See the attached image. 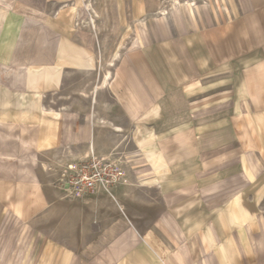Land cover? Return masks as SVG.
I'll list each match as a JSON object with an SVG mask.
<instances>
[{"label": "crops", "instance_id": "1", "mask_svg": "<svg viewBox=\"0 0 264 264\" xmlns=\"http://www.w3.org/2000/svg\"><path fill=\"white\" fill-rule=\"evenodd\" d=\"M48 2L0 0V264L15 263L14 226L59 194L51 165L108 147L77 108L85 59ZM105 86L154 140L164 264H264V0L130 48ZM139 240L116 239L100 262H121Z\"/></svg>", "mask_w": 264, "mask_h": 264}, {"label": "rangeland", "instance_id": "2", "mask_svg": "<svg viewBox=\"0 0 264 264\" xmlns=\"http://www.w3.org/2000/svg\"><path fill=\"white\" fill-rule=\"evenodd\" d=\"M85 1L91 3L92 13L84 7ZM170 1L49 0L50 10L65 20L63 24L69 27L78 53L85 59L84 67L73 75L77 108L89 109L88 115L99 124L98 130L103 132L108 147L104 152L77 158L62 155L61 162L51 165L59 194L46 211L27 225L14 226L11 237L17 246L10 253L15 257L13 264H103L100 256L110 252L112 243L121 237L140 240L139 246L117 264H164L166 261L169 244L157 230L161 226L158 221L163 217V202L156 186L148 182L155 159L154 140L146 123L134 122L124 115L118 99L105 85L114 63L130 48L238 16L252 2L180 0L197 4L200 16L197 13V21L192 22L185 15L175 16ZM165 7L168 14L163 19L158 12ZM90 16L96 20L95 26ZM91 158L109 160L118 166L123 182L108 191L73 194L65 182L71 173L69 169H76ZM211 217L206 212L204 219ZM155 235L168 248L157 243ZM71 257L74 263H68Z\"/></svg>", "mask_w": 264, "mask_h": 264}, {"label": "built area", "instance_id": "3", "mask_svg": "<svg viewBox=\"0 0 264 264\" xmlns=\"http://www.w3.org/2000/svg\"><path fill=\"white\" fill-rule=\"evenodd\" d=\"M69 170L71 173L66 177L65 182L76 195L94 193L99 190L108 191L123 182L119 167L105 159L91 158L76 169Z\"/></svg>", "mask_w": 264, "mask_h": 264}, {"label": "bare ground", "instance_id": "4", "mask_svg": "<svg viewBox=\"0 0 264 264\" xmlns=\"http://www.w3.org/2000/svg\"><path fill=\"white\" fill-rule=\"evenodd\" d=\"M169 6L171 7V10L174 13V15L177 16L178 18H181L182 15H185V16L189 17L192 22H196L197 21V13L199 15V12H198V6H197L196 3H194V2L190 3L189 1L185 2V1H180V0H171ZM84 7L87 10H90V11L93 10L91 3H87L86 1L84 2ZM91 13H92V11H91ZM167 14H168V11H167L166 7L165 8H160V11L158 12L159 16H162L163 19H166L167 18V16H166ZM89 18H90V22H92V24L95 26V21L96 20L94 21L92 19L93 16H90ZM83 23H87V22L84 21ZM82 26H84V25H82ZM107 75H109V72L105 73V77H107ZM105 82H106V79H104V83ZM94 99H95V97H94Z\"/></svg>", "mask_w": 264, "mask_h": 264}]
</instances>
